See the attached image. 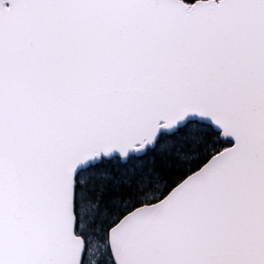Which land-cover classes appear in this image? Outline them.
Wrapping results in <instances>:
<instances>
[{
    "label": "snow or ice",
    "instance_id": "obj_1",
    "mask_svg": "<svg viewBox=\"0 0 264 264\" xmlns=\"http://www.w3.org/2000/svg\"><path fill=\"white\" fill-rule=\"evenodd\" d=\"M0 264H264V0H0Z\"/></svg>",
    "mask_w": 264,
    "mask_h": 264
}]
</instances>
